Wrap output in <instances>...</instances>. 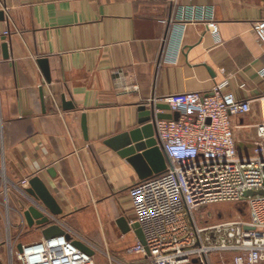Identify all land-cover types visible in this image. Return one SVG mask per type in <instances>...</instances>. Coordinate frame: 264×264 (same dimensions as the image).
Listing matches in <instances>:
<instances>
[{
	"label": "crops",
	"instance_id": "1",
	"mask_svg": "<svg viewBox=\"0 0 264 264\" xmlns=\"http://www.w3.org/2000/svg\"><path fill=\"white\" fill-rule=\"evenodd\" d=\"M201 7L213 10L220 42L203 23L188 24L176 63H166L178 11ZM0 15V264H22V247L44 240L22 216L34 177L61 209L51 224L84 240L95 264H152L126 253L138 240L117 221H130L134 195L154 178L140 181L105 142L137 128L150 99L227 82L225 92L250 103L232 120L248 155L264 122V46L251 31L264 0H0Z\"/></svg>",
	"mask_w": 264,
	"mask_h": 264
},
{
	"label": "built area",
	"instance_id": "2",
	"mask_svg": "<svg viewBox=\"0 0 264 264\" xmlns=\"http://www.w3.org/2000/svg\"><path fill=\"white\" fill-rule=\"evenodd\" d=\"M194 23H203L220 42L211 8H183L172 25L166 63H176L185 26ZM251 31L264 46V21L252 23ZM226 85H215L209 94L180 93L148 101L165 104L167 113L179 116L155 121L154 138L168 164L132 199L129 223L139 225L145 245L127 248L128 255H142L152 264H210L211 255L229 256L230 264H264V122L256 126L252 151L241 154L232 120L247 114L250 103L225 92ZM21 185L27 186L28 179ZM225 203L244 204L251 219L197 225L195 212ZM64 233L22 247L17 260L95 264L93 256L76 245L88 244L72 232Z\"/></svg>",
	"mask_w": 264,
	"mask_h": 264
},
{
	"label": "water",
	"instance_id": "3",
	"mask_svg": "<svg viewBox=\"0 0 264 264\" xmlns=\"http://www.w3.org/2000/svg\"><path fill=\"white\" fill-rule=\"evenodd\" d=\"M0 18H2L1 15ZM2 49L4 57L7 58V45L3 44ZM38 64L44 79L49 83L50 78L46 59H40ZM62 105L64 109H74L71 103H67L64 100V97H62ZM157 110L162 113L157 114ZM138 111V127L127 133L108 139L105 145L116 151L121 158L125 159L136 171L139 180L144 181L162 175L168 164L165 154L157 145L154 138L155 121L169 119L177 120L179 114L174 113L170 115L167 113L168 106L165 104L141 105ZM81 129L84 138L87 139L86 120L84 115L81 117ZM24 191L32 200L31 205L22 212V216L27 225L29 227L36 225L37 227L43 228L42 235L44 240L64 235V231L57 224H51L54 218L61 215V209L39 178H32L29 181V188ZM250 195L253 194H244L245 197ZM117 226L122 233L132 231L136 235L138 242L143 246L145 245L143 233L137 223L130 224L125 217H122L118 219ZM76 245L84 252L92 255V251L85 246L80 243H76ZM18 248L20 249V247Z\"/></svg>",
	"mask_w": 264,
	"mask_h": 264
},
{
	"label": "rangeland",
	"instance_id": "4",
	"mask_svg": "<svg viewBox=\"0 0 264 264\" xmlns=\"http://www.w3.org/2000/svg\"><path fill=\"white\" fill-rule=\"evenodd\" d=\"M252 196V195H250ZM251 219L248 208L242 204H219L213 205L194 213V220L198 226H205L211 223L220 221H244L247 222ZM134 255V254H133ZM222 257V258H220ZM229 256L211 255L212 262L217 264H228L226 259ZM11 258V257H10ZM14 259V260H13ZM12 260L15 262V257L12 256ZM11 260V261H12Z\"/></svg>",
	"mask_w": 264,
	"mask_h": 264
}]
</instances>
